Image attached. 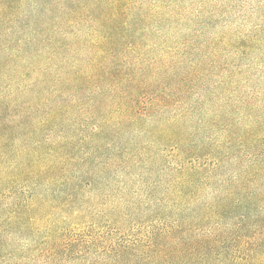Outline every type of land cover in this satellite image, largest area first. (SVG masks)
I'll return each mask as SVG.
<instances>
[{
	"label": "trees",
	"instance_id": "trees-1",
	"mask_svg": "<svg viewBox=\"0 0 264 264\" xmlns=\"http://www.w3.org/2000/svg\"><path fill=\"white\" fill-rule=\"evenodd\" d=\"M184 2L0 0V197L25 190L45 235L35 264H264V122L214 110L225 79L211 121L188 102L220 50L264 53V21L211 35L208 65L200 31L181 35ZM146 176L158 226L88 197Z\"/></svg>",
	"mask_w": 264,
	"mask_h": 264
},
{
	"label": "rangeland",
	"instance_id": "rangeland-1",
	"mask_svg": "<svg viewBox=\"0 0 264 264\" xmlns=\"http://www.w3.org/2000/svg\"><path fill=\"white\" fill-rule=\"evenodd\" d=\"M253 3L252 0H186L184 6L189 12L186 19L188 24L181 27V35L188 39L191 32L200 31V38H194L197 39L198 45L194 53L196 58L211 65V35L249 32L254 25L264 21L262 11L257 12L256 9L247 11L241 6L242 4L250 6ZM211 11L216 12L218 19L217 24L213 26L211 20L207 19H211ZM185 39L179 38L181 41ZM193 45H196L195 41ZM218 54L220 56H214L219 59L222 66L219 75L211 79V70H208L207 77L197 81L188 98L193 111L191 117L189 116L190 120L203 118L211 121V81L221 78L227 83L218 88V91L224 93L218 99L214 110L221 105L222 108L232 111V116L239 126L256 124L260 120L264 122V53L257 50L245 52L220 50ZM248 91L252 92L249 98L246 97ZM200 100L203 104L199 106ZM230 103L231 105L226 107ZM191 122L193 121H190V124ZM206 134L211 135V128ZM209 145L211 146L210 143ZM233 167L231 165L230 168L224 167L216 171L217 176H222L224 172L228 173ZM156 177L146 176L141 177V181L128 180L127 184H112L110 192L102 196L93 192L88 194V197L90 201H94L92 203L96 208L119 207L130 212L131 218L134 217V213H139L138 216L145 219L144 224L147 226L153 221L154 225L158 226L160 219L154 215L157 214L155 209L159 203L156 197L161 193L159 188L152 193V184ZM19 188L20 191L15 194L0 197V212H4V208L8 211L4 218L0 217L3 224L0 227V238L3 240L0 258L15 264H35L39 242L45 235L39 232V220L35 217L33 206L29 205L25 190ZM97 198L99 199L96 200ZM26 206L28 212L25 211Z\"/></svg>",
	"mask_w": 264,
	"mask_h": 264
}]
</instances>
